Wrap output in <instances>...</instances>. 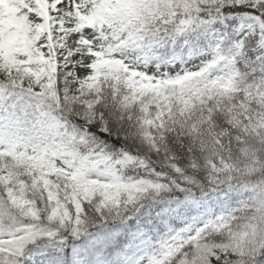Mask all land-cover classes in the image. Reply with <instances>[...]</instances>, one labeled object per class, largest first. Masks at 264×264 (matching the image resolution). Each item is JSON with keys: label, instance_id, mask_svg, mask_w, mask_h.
Listing matches in <instances>:
<instances>
[{"label": "snow or ice", "instance_id": "snow-or-ice-1", "mask_svg": "<svg viewBox=\"0 0 264 264\" xmlns=\"http://www.w3.org/2000/svg\"><path fill=\"white\" fill-rule=\"evenodd\" d=\"M0 264H264V0H0Z\"/></svg>", "mask_w": 264, "mask_h": 264}]
</instances>
